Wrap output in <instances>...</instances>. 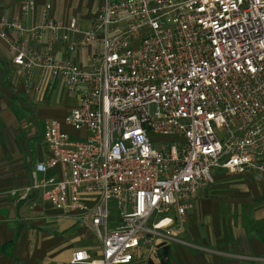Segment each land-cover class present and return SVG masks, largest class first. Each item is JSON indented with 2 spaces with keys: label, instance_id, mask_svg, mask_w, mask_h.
Masks as SVG:
<instances>
[{
  "label": "built area",
  "instance_id": "2783aa9c",
  "mask_svg": "<svg viewBox=\"0 0 264 264\" xmlns=\"http://www.w3.org/2000/svg\"><path fill=\"white\" fill-rule=\"evenodd\" d=\"M2 25L36 41L47 32L40 51L8 39L12 61L78 95L43 126L50 155L35 170L56 174L11 190L19 199L41 190L93 229L101 256L76 250L71 263H154L216 168L264 180V0H101L92 25L68 44L95 46L87 68L51 52L60 22ZM67 29L78 31L74 17ZM64 126L86 134L71 138Z\"/></svg>",
  "mask_w": 264,
  "mask_h": 264
},
{
  "label": "crops",
  "instance_id": "0c3cea01",
  "mask_svg": "<svg viewBox=\"0 0 264 264\" xmlns=\"http://www.w3.org/2000/svg\"><path fill=\"white\" fill-rule=\"evenodd\" d=\"M30 1L32 6L25 8ZM100 2L0 0V23L19 20L24 27H30L41 23L45 15L60 22L63 28L58 31L57 40L50 43L51 52L57 59L87 68L95 46L70 50L68 44L92 25ZM46 5L50 7L44 11ZM72 17L77 21L75 32L67 29ZM1 32L4 36L0 35V264H88L70 260L76 250H84L90 259L101 256L100 242L91 227L52 207L41 190L29 191L24 199L11 194L12 189L29 187L42 177L56 174L55 170L46 173L35 170V164L50 155L43 126L50 119H62L76 107L78 95L68 94L61 79L49 81L39 69L25 70L12 61L8 39L18 38L25 47L40 51L49 44L47 32L40 41L28 32L18 35L8 25L0 26ZM63 128L71 138L86 134L68 126ZM214 180L209 189L196 193L185 220L176 223L175 233L181 237L180 242L209 252L215 260L213 264H264V233L246 230L242 221V214L250 223L264 221L261 195L264 180L222 170L216 172ZM253 182L259 183L260 188ZM244 197L256 200L251 211L244 206L241 200ZM220 200L228 202L226 209H218L216 202ZM235 203L238 212L233 211L237 209ZM214 205L217 209L213 212ZM116 218L112 215L110 227L116 224Z\"/></svg>",
  "mask_w": 264,
  "mask_h": 264
},
{
  "label": "rangeland",
  "instance_id": "374dc122",
  "mask_svg": "<svg viewBox=\"0 0 264 264\" xmlns=\"http://www.w3.org/2000/svg\"><path fill=\"white\" fill-rule=\"evenodd\" d=\"M216 132H218L217 129H215ZM154 137L157 138L156 135H153ZM162 140L164 141H170V140H174L177 139V136L171 135V136H161ZM180 140V139H178ZM218 169V170H217ZM222 170L220 168H216L213 171V176L215 178L216 172ZM224 171V170H222ZM215 181V180H214ZM255 187L258 188L259 187V183H255L253 182ZM213 185V184H212ZM211 185V186H212ZM210 186V187H211ZM210 187H208L207 189H209ZM260 188V187H259ZM210 192V191H208ZM253 195V194H251ZM261 195L263 196V200H264V194L261 193ZM254 198V197H253ZM224 199V198H222ZM243 201V203L245 204L244 206L248 209V210H252L254 208V202L256 200L251 199L250 197H244V199H241ZM212 203V202H211ZM218 204V209L222 210L225 207H227L228 202L225 201H219L216 202ZM264 203V201H263ZM238 203H235V205L237 206ZM236 208V207H233ZM217 209V206L214 205L213 206V212ZM226 209V208H225ZM239 208L237 206L236 210H233L235 212H238ZM223 211H221L222 213ZM244 214H242V221L244 222V228L250 229V230H254L257 231L259 233H264V221L261 222V224L256 223V222H252L250 223L248 221V218H246V216H243ZM248 221V222H247ZM243 225V223H242ZM180 236H178V234L176 233V239L178 241H173L171 243H169L168 245H161L160 249H158L157 254H156V259H155V264H213L215 262V260L212 258L211 254L209 252L204 251L203 249H198L195 247H192L190 245H187L185 243H181L180 242ZM152 263V264H154Z\"/></svg>",
  "mask_w": 264,
  "mask_h": 264
},
{
  "label": "water",
  "instance_id": "95a60500",
  "mask_svg": "<svg viewBox=\"0 0 264 264\" xmlns=\"http://www.w3.org/2000/svg\"><path fill=\"white\" fill-rule=\"evenodd\" d=\"M149 264H152L151 261H149Z\"/></svg>",
  "mask_w": 264,
  "mask_h": 264
},
{
  "label": "trees",
  "instance_id": "16d2710c",
  "mask_svg": "<svg viewBox=\"0 0 264 264\" xmlns=\"http://www.w3.org/2000/svg\"><path fill=\"white\" fill-rule=\"evenodd\" d=\"M6 244H9V243H6Z\"/></svg>",
  "mask_w": 264,
  "mask_h": 264
}]
</instances>
